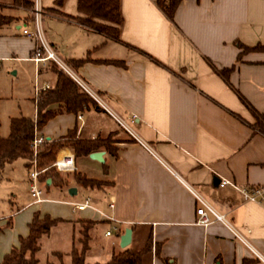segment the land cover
I'll use <instances>...</instances> for the list:
<instances>
[{"label":"crops","instance_id":"1","mask_svg":"<svg viewBox=\"0 0 264 264\" xmlns=\"http://www.w3.org/2000/svg\"><path fill=\"white\" fill-rule=\"evenodd\" d=\"M37 4L45 42L102 106L52 60L30 59L34 41L20 29L32 27V9L15 7L12 0H0L1 11L13 17L0 27V62L15 69L32 68L33 119L35 87L55 86L53 68L61 69L90 97L76 112L64 110L61 102L48 105L52 116L36 131L46 142L69 131L74 139L107 141V146L93 151L101 152L102 161L91 159L92 152L75 156L64 144L56 148L55 157L71 151L73 174L106 182L98 187L73 186L75 194L79 188L88 192L94 206L112 218L90 209L63 218L39 213L62 220L38 242L59 224L68 226L63 250L48 251L51 256L62 253L65 263L75 226L90 220L91 239L100 233L101 238L98 255L88 253L87 263H105L111 253L139 251L150 242L147 264H264L221 222L195 223L198 202L185 185L224 214L264 258V202L245 201L232 186L218 184L220 178L241 186L264 184V134L255 127L257 115L264 113V52L243 51L244 46L264 45V0H182L173 21L156 0H119L117 39L80 24L76 0ZM86 55L83 63L72 64ZM225 69L227 78L217 71ZM42 199L39 203L47 201ZM31 202L26 206L39 204ZM33 212L21 228L11 216L0 218V259L27 234ZM110 224L116 230L104 235ZM127 228L131 240L121 248L119 238ZM39 251L40 243L36 264Z\"/></svg>","mask_w":264,"mask_h":264},{"label":"trees","instance_id":"2","mask_svg":"<svg viewBox=\"0 0 264 264\" xmlns=\"http://www.w3.org/2000/svg\"><path fill=\"white\" fill-rule=\"evenodd\" d=\"M181 1L156 0V3L167 18L173 21L174 14ZM12 4L15 7L31 10L33 0H12ZM1 10L2 7L0 6V27L13 21V17L4 14ZM76 10L79 13L76 20L80 24L110 38L117 39L118 25L121 21L119 0H76ZM251 50L264 52V45L258 44L254 47H243V51ZM86 60L87 55L74 59L71 62L73 65H78ZM112 63L116 62L112 61ZM217 71L223 77L227 78L228 69ZM53 72L56 76L55 86L37 95L35 99V118L25 116L11 117L8 122L7 136L0 137V180L4 166L12 163L16 159L24 160V166L26 168L30 167L32 151L29 143L32 139L34 129L41 128L48 118L52 116V112L46 109L48 105L54 102H61L64 105V110L76 112L86 107L90 102V97L80 91L66 73L58 68H53ZM255 127L264 134V113L257 115ZM63 144L71 146L74 149L75 156H80L95 151L100 145L107 146V141L97 142L93 140L74 139L73 132L69 131L65 137L56 141L46 142L43 145L35 157L36 167L43 168L48 166L55 158L56 148ZM72 178L76 184L82 187L98 186L101 183L98 180L86 178L78 173L73 174ZM53 179H58L60 183L64 180L58 177L55 170L51 167H48L38 175V181H48L46 185L51 184ZM61 220L60 218H51L47 214L40 215L38 211H34L27 224V234L18 237L17 245L11 247L1 257L0 264H36V253L39 250L38 240ZM80 222L83 228L80 229L79 237L76 240L79 248L76 247L74 240L67 254L69 264H147L144 258L151 251L150 242H147L139 251L125 248L118 253H111L110 258L105 263H87L85 258L90 249L89 243L94 222L90 220H80ZM53 255L60 258V252H55ZM243 264L250 263L244 262Z\"/></svg>","mask_w":264,"mask_h":264},{"label":"rangeland","instance_id":"3","mask_svg":"<svg viewBox=\"0 0 264 264\" xmlns=\"http://www.w3.org/2000/svg\"><path fill=\"white\" fill-rule=\"evenodd\" d=\"M7 63L5 61L0 62V136L2 137L8 134V121L10 117L19 115L31 117L33 115V105L30 101V97L32 96L31 85L33 82L32 68L28 66L23 68L18 67L17 69L14 67L10 68L7 67ZM29 171L30 169L24 166V160L16 159L4 166L0 180V218L11 216L12 219H16L19 223L17 224L19 228L24 226V220L32 211L37 210L39 213L54 214L63 218L67 214L72 213L70 205L64 201H81L85 196H89L88 192L80 188L75 195L68 194V189L74 187L75 182L72 179V174L75 170L66 173L55 171L58 177L64 179L61 183L58 179H53L50 185H46V182L43 180L37 183L38 188L41 190V197L46 198L47 201L26 206L31 201V197L27 193ZM100 182L98 186L106 184V182ZM98 186L94 185L93 187ZM17 209L20 210L15 213ZM15 214L17 215L15 216ZM79 228H83V225L75 226L74 240L77 248H79V244L76 242L79 237V233L77 234ZM102 228L104 226L101 228L97 227V231H100ZM68 229V226L59 224L57 228L51 230L48 238H44V240L38 242L40 243L38 264H69L68 258L65 263L62 261V253H60L59 258L55 255L51 256L48 252L51 248H56L59 251L63 250L66 237L69 233ZM100 234L96 240L92 238L89 243L90 250L88 253L90 255H98L95 253H98Z\"/></svg>","mask_w":264,"mask_h":264},{"label":"built area","instance_id":"4","mask_svg":"<svg viewBox=\"0 0 264 264\" xmlns=\"http://www.w3.org/2000/svg\"><path fill=\"white\" fill-rule=\"evenodd\" d=\"M31 13H32V20H31L32 27L28 28L27 26H24L20 29V32L24 37L34 41L33 53L30 59L33 60L34 62H43L46 60H52L63 71L71 75L69 71L66 69V67L57 59V57L54 55V53L52 52V50L50 49V47L47 45V43L43 38L39 23L40 8L38 7L37 0L33 1V7ZM71 78L79 85V87L84 92H86L90 97H92L98 105L102 106V103L100 102L99 98L94 93L89 91V89L85 86V84L82 81H80L77 77L73 75H71ZM47 87H48L47 84H44L41 88L35 87L36 93L34 95V99H36L38 95L37 93L38 89L44 90ZM115 120L120 126L124 127L131 135L135 136L134 133L131 131V129L127 127L124 121L116 117ZM45 143H46V139H44V137L38 134L37 131L34 129L32 139L29 143L32 151V161L30 167L28 168L30 169V171H29V186L27 191V193L32 199L31 203H39L43 200L41 197V190L37 186V183L39 182L38 175L41 172H43L48 167H51L56 172H60V173L72 172L75 170L74 155L71 151H67L59 156H56L54 160L46 167L37 168L35 164V157ZM218 184L219 186H227V185L232 186L242 195L245 201L257 202V203L264 202V184L241 186L225 178H220ZM185 185L191 191V193L194 195L195 199L198 202V206L195 212L196 213L195 223L206 226L212 222H216V221L221 222L231 231L232 235L241 243H243L257 258L264 260V258L258 252H256L253 246L249 243L247 237L243 235L239 230L235 229L226 219L224 214L217 212L205 199H203V197H201L189 185H187L186 183ZM67 203L70 205L72 212L81 211L84 209H90L91 211H94L102 215L105 219L109 221L112 220L110 216L104 215L94 206V201L89 196H85L81 201H69ZM107 207L112 208V203L108 202ZM115 230H116V226L114 224H110L109 228L105 230L103 234L110 235V233Z\"/></svg>","mask_w":264,"mask_h":264},{"label":"water","instance_id":"5","mask_svg":"<svg viewBox=\"0 0 264 264\" xmlns=\"http://www.w3.org/2000/svg\"><path fill=\"white\" fill-rule=\"evenodd\" d=\"M89 157L91 159H95L96 161H102L101 152H99V151L90 153ZM46 183H48V181ZM75 192H76V190L74 187L68 189L69 195H74ZM130 240H131V229L127 228L125 230L124 234H122L119 238V246L121 248H125L130 243ZM216 264H220V263H216Z\"/></svg>","mask_w":264,"mask_h":264}]
</instances>
